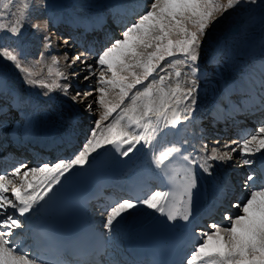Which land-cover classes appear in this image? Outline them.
<instances>
[{"label":"snow or ice","instance_id":"snow-or-ice-1","mask_svg":"<svg viewBox=\"0 0 264 264\" xmlns=\"http://www.w3.org/2000/svg\"><path fill=\"white\" fill-rule=\"evenodd\" d=\"M11 2L12 0H6L4 6L7 8ZM243 2L244 0H152L147 10L126 27L121 38L98 54L96 65L102 69L98 75L93 72L94 66L88 62L85 54L79 53L71 57L65 54L68 68L79 63L83 66L82 71L89 73L84 76V80H89L92 75L97 76V83L101 87L94 89L100 93L94 103L103 105L107 111L95 121L90 138L71 160L43 163L35 168H27L21 174L24 167L22 165L16 167L12 173L0 176V264H40L42 257L28 253L12 237L15 230L23 227L21 218L31 213L34 206L53 191L65 173L73 168H82L93 153L107 145L114 146L120 155L127 157L136 150L137 145H150L163 128L175 127L189 119L195 110L193 106L196 104L199 86L196 74L200 71L197 62L200 59L202 37H207L219 16ZM23 7L28 9L27 0ZM26 21V13L22 12L10 28L0 24V29L6 28L12 34L19 35ZM30 27L42 34L45 48L53 47L56 38L50 32L47 20H37ZM62 42L69 46L68 40ZM174 57L182 59L169 64L168 61ZM0 58L11 61L24 74L26 84H39L49 90L61 88L65 96L68 95V84H49L33 79L34 74L26 66L27 62L22 58L20 50L0 48ZM58 60V57H53L54 62L58 63ZM179 63L185 64L190 69V74L175 67ZM169 68H174V82L173 72ZM107 73L111 75L108 76ZM57 74L67 79L63 72L57 71ZM106 86L119 89V103L106 101ZM138 86L142 88L138 89ZM130 93V103L121 108ZM92 95L93 92H77L70 99L74 103H84L85 97ZM87 106L91 110L92 104ZM118 109L122 114L107 125V135L101 133L98 136L96 129L101 121L117 113ZM125 145L127 148H124ZM223 147L228 148L230 145L225 144ZM237 150V147H232L231 152H228L213 147L209 155L203 157L202 163L196 158L189 160L184 157L189 167L179 205L173 204L166 210L169 194L159 190L152 191L143 199H122L108 210L105 228L111 231L126 214L130 215L139 207L164 214L169 221H176L178 218L189 221L192 216L193 189L197 187V177L192 166L198 165L204 173L211 175L212 165L208 164L209 160L231 161L232 153ZM179 151L175 146L166 149L155 158L157 166H164ZM201 151H209L208 146L204 145ZM256 152L264 153V126L258 129V135L245 139L239 147L242 156L251 157ZM253 163L250 158L243 160V165ZM10 175L19 177L20 183L14 184L9 179ZM256 178L255 172L249 174L244 187L247 189L249 182H254ZM233 206L240 209V214L235 217L225 215V219L229 221L227 227L214 224L211 226L212 232L201 233L202 239L187 264L205 259L211 260L212 264H264V182H261L258 190L254 186L242 203ZM22 251L25 254L20 255Z\"/></svg>","mask_w":264,"mask_h":264},{"label":"bare ground","instance_id":"bare-ground-1","mask_svg":"<svg viewBox=\"0 0 264 264\" xmlns=\"http://www.w3.org/2000/svg\"><path fill=\"white\" fill-rule=\"evenodd\" d=\"M151 2L152 0H122L111 3L108 6V9H110L113 15V27L111 30L107 29L106 33H103L102 39L97 37L99 40L98 43L96 42L97 46L96 50L94 51L95 53L89 51L92 43L88 47L86 45L83 47L81 44L75 42V38H73V36H69V46L64 45L63 48H76L78 52L83 50L88 55V57L85 56L88 62L90 64H94L92 55L97 56L99 50L102 49V46L105 45L108 40L111 41L113 34L117 32L114 31L117 30L115 29L117 24L127 22L126 27L129 26L131 21L134 20L132 16L142 12L143 10L146 11L149 7L148 4ZM37 10L39 11V9ZM40 13L43 14L42 11ZM105 13L106 12L104 11L95 12L94 10L91 11L89 9H83V11L78 14L72 6L63 5L62 7L58 6L54 8V11H49V17L53 23H57V25L60 26L59 29H62L61 27L66 23H69V21H76L80 24H86L87 27L91 28L94 26V24H96L95 21L98 18L101 19L102 17H105ZM39 15L41 16V14H38V17ZM234 29L235 25L233 23L222 27L221 30L216 33V36L213 39L209 55L202 62H198L200 71L196 74V79L199 86L196 94V104L193 106L195 110L187 121H182L180 125L175 127L169 126L167 128H163L157 137L152 140L150 145H137L136 150L133 153H130L127 157L120 155L114 146H105L97 153H93L89 158L88 163L82 168H73L70 172L65 173V175L60 178V183L54 186L53 191L64 180L68 179L74 173L88 168H95L96 166L100 165V162H103L108 157H119L122 162V167L113 175L114 179L112 184L119 183L124 187H126V184H128L129 188L134 185H146V196L152 191L159 190L168 193L169 199L171 195L170 185L164 176V171L167 168L168 161L165 162L164 166L160 167H158L155 162V158L162 152L173 146L179 148L180 151L174 153L173 157L170 159H177L179 163H184L189 167V164L184 160V157H188L189 160L196 158L200 163H202L203 157L209 155L210 149L213 147H219L221 151L228 152H231L232 147H237V152L232 153L233 159L231 161H208V164L212 165L211 175L204 173L198 167V165L192 167H194L197 177V187L193 189V194L197 196V199L194 200L196 213L198 215L203 213L209 214V208L217 207V211L223 213L224 215H229L232 217L239 215L240 209L234 207L233 205L242 203L252 190L250 184L246 189L244 187V182L247 176L257 169L259 160H264V153L256 152L251 157L240 155L239 147L242 146L245 139L241 140L235 135H231L229 139H225L221 136L220 131L214 130V122L212 123V121H214V117L225 118L229 111L227 110L228 104L230 105L238 102L243 105L241 110L244 108L250 110H237L239 113L248 112V115L242 113L241 119L244 118L243 115H245L246 118H249L248 121H250L255 126L257 133L258 129L261 126H264L263 121L261 126L256 127L257 122H260V117L262 116V118H264V109L256 111L254 115H257L258 112L261 113V116H258L257 119L254 117V115L249 113L255 108L257 109L258 106L262 105L264 108V56L254 60L252 59L250 53L247 52L248 54L246 53L241 57L236 53L235 57H229V59H226L227 40L232 36L235 37L236 34L234 33ZM109 44L110 42L106 44V47H109ZM177 60L181 59L170 60L168 63L173 64ZM206 64H208V66H206ZM78 67V71H80L81 74L83 72V66L79 64ZM175 67L181 68L182 72L185 74H190V69L183 63L175 64ZM38 70L40 71V69ZM168 70L173 72L172 82H174V68H169ZM40 76L41 75H39V77ZM70 83V81H66V84L70 85ZM26 87L27 88L21 93V88L19 89L18 87H15L14 85L7 82L6 72L3 69H0V100L4 98L6 100H12V102H9L10 104H8L6 107L4 106L5 103H3V101L0 103V139L3 135H10L15 139L22 140L24 142L30 138L37 139V142L40 143H44V140H47L52 142L51 145L61 144L64 150L59 152V154L50 152L45 162H42L38 159H32L27 163H21L19 166H24L21 169V174L27 168H35L42 165L43 163L52 164L60 160L65 162L71 160L76 154H78L79 151L83 149L86 141L90 138L89 134L87 138L84 137L83 140L80 136L76 135L77 129L75 121L78 116V110H76L75 106H72V108L69 110L62 109V107H60L61 105L59 106L58 104V99L55 102H48L46 99L40 100L34 93L35 89L33 85H28ZM141 88L142 86L138 87V89ZM238 92H244V94L240 96L238 95ZM40 96L41 95H39V97ZM130 100L131 96L126 102H124L123 105H121V108L127 107L130 103ZM9 108L11 110H15L13 124H7V120H4L2 117L4 113H8L7 111H9ZM121 114L122 113L118 109L117 113H113V115L108 120H103L100 126L96 129L98 136L101 133L107 135V125L114 122L115 119H118L119 115ZM206 116H209V118ZM17 123H20L19 128L15 126ZM87 130L88 128L85 130L86 135ZM247 139H250V137ZM79 140H81V142L76 143ZM217 141L219 144H217ZM225 144L230 145V147L224 148L223 146ZM204 145L208 146L209 151H201ZM124 148H127V145H125ZM247 158L252 159L254 163L252 165H243V160ZM232 164L234 165L231 169L230 165ZM232 171H234L233 175ZM236 176L238 177L236 178ZM9 179L12 180L14 184L18 185L20 183L19 177H13L10 175ZM256 180H258V178H256ZM102 184V181L97 182L99 187L102 186ZM52 192L49 193V195L45 197L44 200L40 201L38 205L34 206V210L31 213L21 218L23 227L21 229L15 230L12 239L15 240L20 235H23V238L21 237V240L19 241L22 246H26L29 241L26 229L28 228L29 224L41 219L42 212L44 211L46 203L51 197L50 195ZM222 204L230 205V209L221 210ZM165 207L167 210V204ZM91 211L94 213L96 221L100 223L102 229L105 230L108 236L112 239L111 246L114 252L112 259L109 261L110 264H115L116 260H119V258L121 259L119 264H128V257L125 256V251L122 248L129 241L131 242L134 239L141 237L147 228L154 225L163 215L161 213L155 212L154 210L139 207L133 210L130 215L126 214L124 219L121 220L118 225H115L111 231H109L107 228H105L108 212L102 214L95 207H92ZM232 211L235 213L230 215ZM209 216H211V214H209ZM179 222L181 221L178 218L176 221H172V224L178 225ZM203 223L207 225V228H197V231L200 234L210 233L213 231L211 226L215 224V220L210 218L207 220L203 219L202 224ZM193 264H212V261L208 259L203 261L196 260L193 261Z\"/></svg>","mask_w":264,"mask_h":264},{"label":"rangeland","instance_id":"rangeland-1","mask_svg":"<svg viewBox=\"0 0 264 264\" xmlns=\"http://www.w3.org/2000/svg\"><path fill=\"white\" fill-rule=\"evenodd\" d=\"M54 1H57L60 4H55L53 3ZM118 1L122 0H44L43 4L41 3V0H27L28 9L25 10L23 8L25 0H12L11 4L7 8L4 6L6 0H0V18H2L0 19V24L6 25L7 28H10L22 12H25L27 16V21L25 22L24 28L22 29V32L19 35L12 34L10 31L6 30V28L0 29V48L20 50L22 52V58L27 62L26 66L29 67L32 73L34 74L32 76L33 79L42 80L49 84L55 82L61 85L66 84V81L71 82L69 93L67 96L63 94L64 92L61 88H54L49 90L46 87L40 86L39 84L33 85L35 89L34 93L36 94V96H38L40 100L46 99V101L48 102H55L58 99V104L59 106L61 105L60 107H62V109L69 110L72 108V106H75L76 110H78V116L76 118L75 123L77 124V128H79V132H83L82 128H84L85 126V124L83 123H85L86 118L88 117V115H90V119L88 120V130L86 138L88 134L90 135L92 129L95 127V121L107 111V109L103 105L94 103V101L100 95V93L98 91H94V89H98L99 87H101V85L97 83L96 75H92L89 80H84V76L89 73L83 71L80 74V71H78L79 63L77 65H74L72 68L67 67V61L64 60L65 54L70 57L75 56L79 53H83L87 57L88 55L83 50L78 52L76 48L72 49L67 47L70 50H68L66 47L63 48L64 44L62 40H69L70 34L67 35L65 28L61 27L62 29H59L60 26L57 25V23L52 22L51 18L49 17V11H54V8H56L55 5L57 7L69 5L72 6L78 14L81 13L83 9H89L91 11L94 10L95 12L104 11L107 14H110L111 11L110 9H108V6L111 3ZM148 5H150V3ZM37 9H39V11ZM41 11L43 12V14L40 13ZM144 12L145 10L132 16L134 17V20L131 21V24L132 22H135V20L138 19L139 15L143 14ZM38 14H41V16L39 15L38 17ZM217 15L219 16V14ZM37 20L48 21L50 32L52 33L53 37L56 38L54 45L51 49L45 48V42L42 38V34L37 33L34 29L30 27V24L36 22ZM231 23L235 25L234 33L236 35L235 37L232 36L227 40L226 59H229V57H235L236 53L241 57L247 52L250 53L252 59L254 60L264 56V0H255V2H252V0H244V2L235 9L228 10L222 16H219L217 22L210 28L207 37H202L200 59L198 62H202L209 55L211 50L210 48L212 46V42L216 36V33H218L222 27H225L226 25H229ZM123 31L124 30L115 33L112 43L115 40L121 38ZM41 53H43V56H41ZM53 57L59 58L58 63L53 61ZM97 57L98 56L92 58L94 60V64L92 63V65L94 66L93 72L98 75L99 71H101L102 69L100 68V66L95 64ZM174 59L182 58L174 57L171 60ZM206 66H208V64H206ZM0 69H3L6 72L7 82L14 85L15 87H18L19 89L21 88V93L27 88L26 86L29 85L25 83L24 74L17 70L11 61H7L3 58H0ZM38 69H40V71ZM57 71L63 72L65 76H67V79L60 77L57 74ZM39 75L41 76L39 77ZM107 75L110 76L111 73H107ZM106 87L108 90V96L105 98L106 101L112 104L119 103V89L112 88L110 86ZM88 91L93 92V95L85 97V100L87 99L88 101L86 100V102L84 103H74L70 99V97L76 95L77 92L86 93ZM45 92L47 93V95L45 94ZM39 95L41 96L39 97ZM130 96H132V93L129 94V97ZM77 99L79 100L80 97H78ZM127 100L128 99H126L124 102H126ZM2 101L3 103H5V107L10 104L9 102H12V100H6L5 98L0 100V103ZM88 104H92L91 110L88 108ZM8 110V113H4L2 117L4 118V120H7L8 124H13L15 110H11L10 108ZM110 117H108L106 120H108ZM15 126L19 128L20 123L15 124ZM253 134L258 135L257 132H253ZM253 134L249 137L251 138L252 136H254ZM76 135L78 134L76 133ZM255 146L256 145H254V147ZM233 165L234 164L230 165L231 169L233 168Z\"/></svg>","mask_w":264,"mask_h":264},{"label":"water","instance_id":"water-1","mask_svg":"<svg viewBox=\"0 0 264 264\" xmlns=\"http://www.w3.org/2000/svg\"><path fill=\"white\" fill-rule=\"evenodd\" d=\"M53 3H55V4H58V2L57 1H54ZM180 125V124H179Z\"/></svg>","mask_w":264,"mask_h":264}]
</instances>
